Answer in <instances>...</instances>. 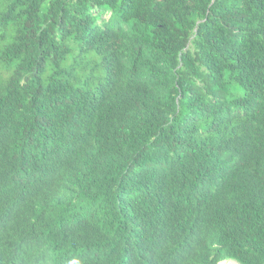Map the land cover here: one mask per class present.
Listing matches in <instances>:
<instances>
[{"label": "trees", "instance_id": "obj_1", "mask_svg": "<svg viewBox=\"0 0 264 264\" xmlns=\"http://www.w3.org/2000/svg\"><path fill=\"white\" fill-rule=\"evenodd\" d=\"M264 264V0H0V264Z\"/></svg>", "mask_w": 264, "mask_h": 264}, {"label": "rangeland", "instance_id": "obj_2", "mask_svg": "<svg viewBox=\"0 0 264 264\" xmlns=\"http://www.w3.org/2000/svg\"><path fill=\"white\" fill-rule=\"evenodd\" d=\"M220 264H238L237 262H235L234 260H226L221 262Z\"/></svg>", "mask_w": 264, "mask_h": 264}, {"label": "clouds", "instance_id": "obj_3", "mask_svg": "<svg viewBox=\"0 0 264 264\" xmlns=\"http://www.w3.org/2000/svg\"><path fill=\"white\" fill-rule=\"evenodd\" d=\"M225 261H226V260H225ZM222 262H223V261H222ZM220 263H221V262H220ZM220 263H219V264H220Z\"/></svg>", "mask_w": 264, "mask_h": 264}]
</instances>
